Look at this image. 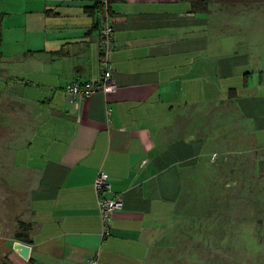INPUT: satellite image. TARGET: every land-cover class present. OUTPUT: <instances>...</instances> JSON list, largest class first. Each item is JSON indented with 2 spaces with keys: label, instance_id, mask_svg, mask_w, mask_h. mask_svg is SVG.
I'll return each mask as SVG.
<instances>
[{
  "label": "crops",
  "instance_id": "crops-1",
  "mask_svg": "<svg viewBox=\"0 0 264 264\" xmlns=\"http://www.w3.org/2000/svg\"><path fill=\"white\" fill-rule=\"evenodd\" d=\"M92 6L88 0H0L8 80L0 95L35 108L41 124L39 155L31 162L35 182L20 220L30 225V242L3 241L0 223V264H86L94 257L98 264H158L164 250L170 259L185 172L215 153L207 154L208 135L222 116L231 119L228 131L242 133L224 142L216 133L232 149L226 153L245 140L264 147V71L247 54L223 57L207 15L192 13L185 0L109 7L118 90L95 93L76 107L66 87L101 80L104 15L86 11ZM224 79H237L241 88L224 93ZM102 173L112 185L107 197L125 205L107 239L94 187ZM16 242L30 246L28 259L14 250Z\"/></svg>",
  "mask_w": 264,
  "mask_h": 264
},
{
  "label": "rangeland",
  "instance_id": "rangeland-1",
  "mask_svg": "<svg viewBox=\"0 0 264 264\" xmlns=\"http://www.w3.org/2000/svg\"><path fill=\"white\" fill-rule=\"evenodd\" d=\"M207 17L209 32L223 57L247 54L257 72L264 71V0H214ZM3 61L0 54V88L8 82ZM251 78L257 86V75ZM221 86L224 93L234 86L241 88L237 79H224ZM23 103L12 95H0L3 241L14 238L19 224L24 223L20 220L36 175L31 162L40 151L39 117L32 112L35 108L27 109ZM215 118L208 117V121L212 124ZM232 127L230 117L222 116L208 135L207 154L215 153L206 155L199 168L185 172L189 179L174 217V248L170 259H165L168 254L164 250L158 264H264V172L259 170L264 147L253 148L252 142L245 140L241 146L236 143L240 147L235 152L226 153L230 148L224 146L225 138L231 136L236 141L242 134L228 131ZM217 132L224 135L223 142ZM259 140L264 144V134Z\"/></svg>",
  "mask_w": 264,
  "mask_h": 264
},
{
  "label": "built area",
  "instance_id": "built-area-1",
  "mask_svg": "<svg viewBox=\"0 0 264 264\" xmlns=\"http://www.w3.org/2000/svg\"><path fill=\"white\" fill-rule=\"evenodd\" d=\"M103 22L100 29V71L101 80L97 83L74 82L66 87L65 92L71 99V102L78 107L83 100L91 98L95 93L105 95L113 94L118 90V85L113 78V68L110 62V55L113 51V33L114 29L110 16L106 13L103 16ZM216 157V156H214ZM213 159V158H212ZM214 160V159H213ZM95 190L98 195V206L103 225V237L108 238L111 231V223L115 215L124 209V201L120 197L108 198L107 194L112 193V185L109 182L107 174H100L95 181ZM86 264H98L94 257L89 259Z\"/></svg>",
  "mask_w": 264,
  "mask_h": 264
},
{
  "label": "trees",
  "instance_id": "trees-1",
  "mask_svg": "<svg viewBox=\"0 0 264 264\" xmlns=\"http://www.w3.org/2000/svg\"><path fill=\"white\" fill-rule=\"evenodd\" d=\"M88 1H91L93 3V6L87 8L86 11H89L92 15L94 16L97 15V17L101 18V15H105L106 13H108V15L110 14L111 10L109 9V7L112 8L113 4L119 2H125L126 0H88ZM185 1L190 3L192 13L207 15L209 13L210 5L214 0H185ZM99 27H100V22H99ZM2 41H3L2 16H0V46ZM18 230L15 238L24 243H29L30 240L27 233H29L30 225H27L26 223H20Z\"/></svg>",
  "mask_w": 264,
  "mask_h": 264
},
{
  "label": "water",
  "instance_id": "water-1",
  "mask_svg": "<svg viewBox=\"0 0 264 264\" xmlns=\"http://www.w3.org/2000/svg\"><path fill=\"white\" fill-rule=\"evenodd\" d=\"M14 250L21 255L24 259H28L30 255V246L22 242H16L14 244Z\"/></svg>",
  "mask_w": 264,
  "mask_h": 264
}]
</instances>
